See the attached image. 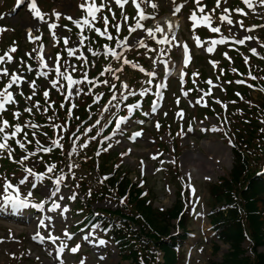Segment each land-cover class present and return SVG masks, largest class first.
<instances>
[{"label":"rangeland","instance_id":"obj_1","mask_svg":"<svg viewBox=\"0 0 264 264\" xmlns=\"http://www.w3.org/2000/svg\"><path fill=\"white\" fill-rule=\"evenodd\" d=\"M43 1L48 2L50 4L54 14L57 12L60 13L59 18L66 16L74 19L76 16L80 15L79 11L82 0ZM144 1L145 4H148L149 2V0ZM187 4L188 3H181L182 8L185 9ZM195 4L196 1L193 5L195 6ZM250 4L252 5L249 8L250 12L243 11V14L246 15L244 17H247V19H249L247 25H244L243 19H237L231 16L230 18L233 23L228 24L223 22V29L226 33H228L230 37L234 39H244L245 37H251V39H245V42L251 49H257L259 44L254 38H252L251 32H247L248 29L246 27H254L256 25L254 22L256 19H258V15L263 14L264 12V3H262L261 0H251ZM155 5L157 7L154 11L157 13V15L153 23L149 24V21L145 20V28L137 29L133 33L128 32L126 39H123L122 41L120 40V42L116 41L117 44L116 46H114L115 54L119 53V50L122 46L128 45L130 48H132L136 46L139 41L151 37H156V42L153 45L152 50L155 55L158 54V52L161 50L160 37L164 35L163 31L165 26L167 25V22L162 21L163 18L169 17L171 18V21L176 22L177 27H179L176 37L173 38V47L175 48V52H173V55H175L176 60H181L178 47L181 39L187 40L190 44H192L191 41L193 37V31L191 32V30L187 26L190 25L191 27L192 22L190 21L189 14L191 15L192 12L187 10V8L184 11H182L181 9L177 11L175 8L171 9L170 7L165 10L166 12L159 15V11L164 5V0H158ZM224 7L225 5H220L218 8L220 10H223ZM147 12L148 14H153V12L150 13V9ZM222 12L226 13L224 10ZM255 14L258 15L254 17ZM9 16L12 17H5V19L2 20V23L8 25L9 28L10 26H13L16 30L15 33L21 39V43H25L24 49L26 48L29 49V51H33V45H31L26 40V35L23 33V31H25L27 27H30V29L28 30L29 32H31V28L32 30H37L40 26L39 21L31 19V17L22 10L18 11V13L16 14H12ZM263 16L261 18L262 20H264ZM122 21L123 24H121L120 19L117 22L121 25L122 31L133 26L130 25L129 22H127L128 20L123 19ZM239 22L243 23V27H240ZM157 28H159L160 30H157ZM187 29H189L190 32L187 31ZM65 40H67V38ZM69 46L70 49L75 50V52H79V50L81 49L79 42L76 39L71 41V44ZM52 48L53 44L51 43V41L47 43L44 48H40V55L44 60L47 61V63L50 62ZM147 52L148 49L145 48L143 51L137 53H140V56L144 55L145 57H147ZM206 53L207 51H204L203 49L193 48V54L196 55L194 59L196 61L198 60L195 64V67L198 65V70H206L203 71V73H205L207 79L211 78L212 80H214L216 79L214 78V71H216V69L214 68L215 66L213 67L214 64L212 62H215V58H206ZM213 54H216V52H214ZM144 60L145 58H142V61ZM221 61L222 58H220L215 64L217 66H220ZM155 67L161 68V66L158 65L156 62L154 63V61L151 62L150 65H148V68L152 72H155ZM192 69L193 68L190 67V70ZM230 71L234 73L235 71H237V67L232 64ZM132 76H134L133 70H126V68L123 69L122 77L120 78V87H117L120 94L117 93V95L115 96L116 99L119 98L122 93L127 92L128 81L132 78ZM138 82L140 83L141 80L138 79L137 84H139ZM124 85H126V87H124ZM214 86V84H211L212 90L215 89ZM219 86H221V84H219L218 87ZM171 87H173V84L171 85ZM174 87H176L177 89L176 84H174ZM133 88L131 90L139 89L140 85H134ZM218 90L214 91L218 92ZM68 91L69 89H64L61 92L60 98L57 100V102H63L66 98V94ZM177 93L180 96L179 92ZM74 94L75 92L72 93V97L74 96ZM199 94V91H196L187 98H179L182 105L180 109H178V107H176L174 104L172 105L171 103V109L174 110L177 108L179 111V113L175 116L177 128L184 127V123H186L185 125L187 127V125L192 120L198 118L196 116L199 115V113L194 116L195 108L193 109L192 107L194 106V104L197 105L198 103L204 101L203 98L198 99ZM218 95L220 97L221 93H218ZM252 95L253 99L257 100V104H260L261 100L264 97V94L262 92L256 90L252 92ZM170 98L177 99V94H171ZM166 99L167 98H165V101L163 102V109H165L167 112L168 102H166ZM207 99L208 98H206L205 101ZM117 102L118 100H114L113 102H109L99 107L100 115L98 118L101 121V123H97L99 128H101V124H103L109 117L112 116L113 111H115V109L117 108ZM258 108L259 107H256V109ZM233 110L234 107H225V111L229 114H231ZM159 113H161V111L156 112V115L153 117L155 121L159 119L162 120L163 116L161 115L162 117H160ZM205 120V123H197L193 129L189 128L188 130L184 131L180 144L177 147V150H180L179 155L176 158L177 160H179L178 165L174 163L172 167L171 162L173 156L172 152H174V144L171 142L170 137L167 134L170 131V127L168 126L161 125L159 128V132L161 133V140L166 143V149L167 152H170L169 154L164 153L161 156L158 147L155 146V141L152 138L151 134V132L153 133L155 131V125L149 126L148 130L141 129L142 131H145L140 135V137H137L133 142H131L123 134H125V132H127L129 128H131V130L135 129V126L137 125L131 122L126 123L125 126L122 127L121 130L116 133V135H114V137H111L110 144L106 145L110 153H112L111 158L107 162L109 163L112 159L115 160L118 157L121 158V164L119 166L120 171L122 173L123 171H126L128 173L127 180L131 182H133L134 179H138V181L140 180V182L143 184L142 188L144 192L146 190L148 191V198L149 200H151L148 206H150L154 210L162 209L166 212L168 210H171V208L176 203H178L177 191L180 185L177 184V180L173 172V168L175 166L178 167L181 173V177L186 180V184L188 187V196L191 203L189 235L188 238H186L183 242L182 249L184 252V256H181L180 258L181 264L219 263L221 261V254L225 253L228 250L229 246L225 243L221 244L220 242H218V244L220 245L219 250L216 252L213 251L212 244L215 243L216 236L213 235L214 232L211 229V226L209 225V222L206 218V214L209 210V208L207 207H213L214 205L212 203L214 202L212 200V197L209 198V193L211 192V189L209 188L211 186L208 184L215 181L223 174L227 178H230L231 175H236L231 171L233 160L232 145L229 142L223 141L220 138V134H218L219 136L215 134L214 129L206 128L205 130H202L204 125H217L215 117H208ZM89 123H91V121ZM175 129L176 128H174V130ZM257 138L261 140L263 139L262 136H259ZM242 145L247 146L245 143H243ZM249 147L250 146H247V149ZM245 152H247V150ZM261 152L264 153V151ZM100 156L101 154L99 155V158H101ZM197 159H199L200 162L202 161L201 163L204 164V167H202V169H198L197 167H195L197 165V162H195V160ZM69 160V164L72 166L73 169L72 173H74V171L83 173L82 170H78L77 168H75L76 158L74 156L70 157ZM45 161L46 163H52V165H54L56 162L54 161V157L53 159H45ZM35 163L37 164L38 162H33L32 164ZM110 171L111 169L109 170L105 168L103 170L104 173H108ZM120 171L119 169L117 170V177L113 178L111 182H119V177L122 174L120 173ZM95 174L96 173L89 174L88 172H84L82 175L84 176V179L87 176L88 181H93ZM70 176L71 175L68 174L67 176L63 177L64 184L62 189H60V193L57 195L59 199L66 196L69 192V188L67 185L72 184ZM17 178L18 177L13 176L7 180L11 181L13 185L18 186L20 192L22 194H25V197H27L29 200L39 199V196H41L43 200L49 198V193L52 189V185L45 183L39 184L37 188V193H35L26 186L20 187L19 180ZM262 178H264V174L262 175ZM2 179L3 178H0V194H4L3 186L5 184V180L1 181ZM222 183L223 180L221 182H218L216 186L219 192L224 190ZM112 187H114V185H112ZM181 189L182 188H179V190ZM193 189L195 190L194 192ZM29 191L33 193V195L30 197L27 196ZM90 194L92 195L93 193L90 192ZM141 195H144L143 192H141ZM146 201L147 200H145V202ZM205 203L208 205L207 207ZM0 204L1 206H3L1 196ZM71 204L72 203H69L67 204V206L70 207ZM91 205L94 208L101 207L103 209L110 210H115L118 207L117 204L112 200L108 199V197H106L105 199H98L97 201H91ZM132 205L138 208L137 201H132L131 206ZM7 207L11 208V205H7ZM45 211L46 208L43 209V212ZM261 212L262 216L259 214L261 216L259 220H264V210ZM32 215L33 214L31 213H26L25 217H22V219L24 220L23 223H19L13 222L5 218L2 212L0 211V264H61V262H63V264H81V262H83V264H131V258H125V260H122L120 258V254L118 252L116 244L110 239H108V242L103 245L99 243V240L102 239V235H104V233L99 231V229H83L82 233H76L73 236V239H69L65 233H72L69 229V226L77 217L76 214L74 217L70 218L69 213L52 215L51 217L56 220V223L54 227L50 225L45 230L46 236L57 234L62 237V239L67 240L68 247L71 245L79 246V249L75 253H70L69 250H66L63 253L62 259L60 261H57L55 260L53 252L49 246L37 244L34 240L33 234L30 235L32 230L39 231V228L37 227L36 223L32 220ZM84 242H88L89 244L86 245V243ZM248 243V240L245 239L243 242L241 241V248H243L244 250H248ZM257 250L261 252L263 251V247H260Z\"/></svg>","mask_w":264,"mask_h":264},{"label":"trees","instance_id":"obj_2","mask_svg":"<svg viewBox=\"0 0 264 264\" xmlns=\"http://www.w3.org/2000/svg\"><path fill=\"white\" fill-rule=\"evenodd\" d=\"M256 126L255 120L252 119L250 124H247L243 128L249 134V137H244L242 143L250 147L248 149L247 147L244 149L240 147L241 150L235 152L232 172L236 175H231L230 178L223 180V194L214 193L218 196L215 197L214 201H224L233 207L228 209L225 215L223 213L214 215V221L219 223L220 236L231 247V251L224 254L222 264H264V251H257L259 246H264V226L263 222L259 220L260 215L257 213L258 208L256 205L257 200L261 199L264 207V184L254 178V171L259 167L257 163L259 153L257 149L256 151L255 149L254 151L251 150L256 145L254 141L256 138L254 127ZM246 150L247 152H245ZM127 183V181H124L123 184H119V194L125 192L124 186ZM214 187L216 188V186ZM98 193H101V191H98ZM237 197L239 204L236 199ZM132 201H137L139 209L133 205V207L131 206ZM126 204L123 202L122 209L116 211L117 214L120 211H124V213H119L121 215L119 218H123L124 220L123 230L129 232L131 236H136L135 239L137 240L142 236L146 242L148 241V244L162 247L166 253V264H169L173 260L172 241L174 239L167 241L166 237L172 228L170 218L176 216L180 209V203L175 204L173 209L163 212L145 205L144 199H140L130 193L128 203ZM244 230L248 233L252 242L253 256L241 255L242 249L240 243L243 240L242 233ZM131 256L134 259V264H138L136 261V251ZM146 263L153 264L148 259H146Z\"/></svg>","mask_w":264,"mask_h":264},{"label":"snow or ice","instance_id":"obj_3","mask_svg":"<svg viewBox=\"0 0 264 264\" xmlns=\"http://www.w3.org/2000/svg\"><path fill=\"white\" fill-rule=\"evenodd\" d=\"M23 2V0H18V4ZM117 4L119 6H123V3L126 2V0H116ZM244 2L246 4H248L249 7H251L252 5L249 3V0H244ZM262 3H264V0H261ZM196 3L198 6H200V0H196ZM220 6V0H217V7ZM29 9L33 12V15L35 17H39L41 20L44 18V14L41 12V10L38 8L37 4L35 3V0H32L31 3H29L28 5ZM81 8H85L86 7V10H87V14L88 16H91L93 20L96 19V12L100 11L101 9L107 7V5L105 3H103V0L102 2L97 6L95 4V0H92V4L89 6L87 5V3L85 4H81L80 5ZM137 7H139L137 5ZM179 10V8L177 9V11ZM203 7H200V11L201 13H203ZM109 11H111V9H109ZM213 11H215V9H213ZM225 12L227 11V9L224 10ZM236 11H241L240 9H237ZM55 15L57 16V18H59L60 16V13L57 12L55 13ZM141 18H143V13L141 12ZM193 21H197V16L195 13H193L190 17ZM68 19H72L71 17H68ZM105 23H107V17H104L103 18ZM125 19H127L125 17ZM221 20H226L228 22V24H232L233 21L231 20L230 17L226 16V15H221L220 17ZM75 24L79 25L80 24V21L79 20H74L73 21ZM200 22L206 24V25H211V17L210 15H201L200 17ZM90 21L85 18L84 19V24L87 25L89 24ZM240 23V27H243V23L242 22H239ZM138 28L139 27H142V25L139 24V22H137V25H136ZM50 27L52 28H55L56 25H50ZM113 27H115L117 30H119V25H114ZM157 30H160L159 28H157ZM3 31H6V29L4 28H0V32H3ZM96 31H99V29H96ZM211 31L212 32H219L220 29L218 27H211ZM107 34V33H105ZM31 38V37H30ZM225 37H221L220 40H213L212 43L213 44H217V43H223L225 41ZM245 39H251V37H245L244 39H240L237 41V43L239 44H243L245 42ZM199 40V38H197V41ZM16 49L15 48H12L11 51H15ZM213 49L212 48H208V51L211 52ZM187 46L185 45V53H187ZM251 51L253 52V54H256V49H251ZM71 54V52L69 53ZM7 55V53L5 54ZM113 55H116L115 52H113ZM9 59V62L11 61L12 57L9 56L8 57ZM4 61V57L0 56V63H2ZM245 62L247 63V58L245 59ZM41 64L43 65L44 64V61L43 59H41ZM213 64H215V62H213ZM75 70V69H73ZM29 71H31V69H29ZM56 72L58 75H62L64 77L65 80H67V86L68 88H71L73 84H77L79 83V81L77 80H74L70 75H65L64 73H61L60 72V69L57 68L56 69ZM0 74H2L3 76H8L9 75V72H8V69L7 68H2L0 69ZM18 79H22V77H17L16 75H12V78L9 80V83L8 85H6V88L4 90L3 93H0V112H2L3 110H5V105L10 103V102H14V97H13V93L12 91H9L8 89L11 88V86L18 80ZM34 83L35 82H32V86H34ZM104 83H107V81H105ZM207 83H212L211 80H209ZM52 84L55 86L56 84V81H52ZM113 87H115L113 85ZM124 87H126V85H124ZM70 95L72 93H69ZM20 95H23V93L21 92ZM237 95H239V93H237ZM44 96L47 97L48 96V92L45 91L44 93ZM30 99V97H29ZM116 97L115 95L113 96V100H115ZM122 100H126L127 97L126 96H122L121 97ZM63 107V105H62ZM128 107V110L129 111H132L134 108H137L139 107V104H130L127 106ZM226 107V106H225ZM25 111H31V109H25ZM14 116L18 118L19 116V113H14ZM126 118L124 117H121L120 120H118L116 123H117V126H119L120 122L122 120H124ZM99 121H97L98 123ZM6 128H12L13 130L9 133L6 131ZM21 132V126L17 123L15 125H9V122L7 120H3L2 122H0V150H7V153L9 155V157H11L12 155V152H13V149L11 148V146L9 145L8 141L14 137L17 136V134ZM142 133L141 132H136L134 135L135 136H140ZM27 136V133H25V137ZM15 143L17 145L20 146V148L24 149L25 148V145L24 143H22L21 140H16ZM31 143V142H29ZM36 144H37V147L40 148V142L37 140L36 141ZM26 150V149H25ZM42 151H50L49 148H42L41 149ZM23 159H27V157H23ZM55 167V165H51V166H48V171L51 172L52 169ZM27 172L31 173L32 172V169H26ZM37 176V178H41L44 174L43 173H36L35 174ZM61 179H63V177H58L56 179V183L59 184ZM25 180L24 179H21L20 180V184H24ZM32 187H35V185H32ZM12 190V192H10L9 190ZM59 189H57L56 191H58ZM195 190L193 189V192ZM3 192H4V195L2 196V202H3V206H7V205H11V208L14 209V210H19V209H23V208H26V207H34V208H42L44 206V202L41 201V202H38V203H31V201L27 198V197H22L21 194H20V189L18 186L16 185H13L10 181L7 180V178H5V184L3 186ZM33 193L31 191L28 192L27 196L30 197L32 196ZM53 196L56 195V192H53L52 193ZM74 198V197H73ZM53 207L54 208H58L60 207L59 204L55 203V201H53ZM41 223L43 224V221H41ZM66 235H69V238H71L70 234L68 233H65ZM49 239H58V238H54L52 237L51 235H49L48 237ZM34 239H41L43 240L44 238L40 236L39 233L36 234V236L34 237ZM99 243L101 245L105 244L106 241L101 239L99 240ZM66 247L65 244L61 243L59 249L57 251H62L63 248ZM78 250V246L77 247H73L71 249L72 252H76ZM61 264H63V262H61ZM81 264H83V262H81Z\"/></svg>","mask_w":264,"mask_h":264},{"label":"bare ground","instance_id":"obj_4","mask_svg":"<svg viewBox=\"0 0 264 264\" xmlns=\"http://www.w3.org/2000/svg\"><path fill=\"white\" fill-rule=\"evenodd\" d=\"M195 162H197V165L195 167H197L198 169H202V167H204V164L200 162L199 159L195 160Z\"/></svg>","mask_w":264,"mask_h":264}]
</instances>
